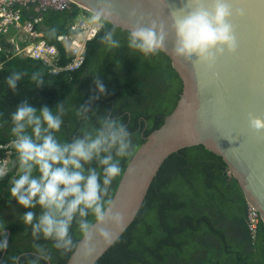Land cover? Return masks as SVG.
Instances as JSON below:
<instances>
[{
  "label": "trees",
  "instance_id": "1",
  "mask_svg": "<svg viewBox=\"0 0 264 264\" xmlns=\"http://www.w3.org/2000/svg\"><path fill=\"white\" fill-rule=\"evenodd\" d=\"M36 4L20 8L23 22L40 15L44 39L57 48L61 62L66 63L58 39L70 34L79 9L71 6L64 11L37 12ZM113 28L120 47L108 50L100 42V31L87 43L85 61L76 71L52 75L40 62L15 57L5 64L0 71V146L14 139L10 135L11 114L23 101L53 110L65 102L63 124L55 134L61 142L79 134L84 121L77 118L76 110L87 104L90 126L98 116L111 112L132 134L134 151L120 160L123 173L146 137L175 107L182 84L163 53L146 58L127 47L128 32L108 23L104 30ZM13 72L23 73L15 90L6 84ZM37 72L44 81L41 88L32 80ZM96 80L105 86L102 95L97 92ZM2 158L5 152L0 150ZM15 161L14 153L7 175L0 178V222L7 225L9 241L7 251L0 252V264H11L12 256L25 264L34 258V243L51 253V260L40 264H66L72 252L62 254L52 248L51 241H34L30 227L21 219L28 210L14 200L9 202L8 180ZM91 166L96 167L95 163ZM121 175L110 186L111 198ZM32 211L39 214L40 210ZM247 219L248 204L222 159L202 147L183 149L165 161L134 222L96 264H264V224L259 221L252 236ZM71 232L74 238L79 237L75 224Z\"/></svg>",
  "mask_w": 264,
  "mask_h": 264
},
{
  "label": "clouds",
  "instance_id": "2",
  "mask_svg": "<svg viewBox=\"0 0 264 264\" xmlns=\"http://www.w3.org/2000/svg\"><path fill=\"white\" fill-rule=\"evenodd\" d=\"M243 15V9H234L227 0H186L169 15L172 56L194 69L204 67L213 72L221 58L237 54L233 19ZM111 16L110 6L105 4L88 17L94 31L103 30L100 42L108 50L120 47V41L114 38L115 29L104 30ZM166 39L164 27L155 20L137 21L127 35V47L147 58L165 49ZM22 76L20 72L11 73L6 84L15 90ZM32 80L37 88L43 87L41 73H33ZM95 85L98 94L105 93L101 81L96 80ZM90 111L87 104L76 110L84 126L71 141L61 142L55 134L63 124L65 102L53 110L46 105L38 109L23 101L11 114L10 135L14 139L0 146L5 152V158L0 159V178L7 175L15 153L17 168H11L8 180L9 202L14 200L28 210L21 219L25 227H30L33 240L51 241L52 248L62 254L76 251L84 258L93 255L97 240L111 243L112 229L123 227V216L113 210L109 190L122 173L120 160L134 151L132 134L120 118L109 112L98 116L96 124L90 126ZM248 126L253 132L262 133L264 118L249 113ZM93 163L96 167L91 166ZM37 208L39 214L32 211ZM74 224L78 238L71 232ZM6 228L5 222H0V252L8 249ZM33 248L34 258L25 264L51 260L44 245L34 243ZM10 262L20 264V258L12 256Z\"/></svg>",
  "mask_w": 264,
  "mask_h": 264
},
{
  "label": "water",
  "instance_id": "3",
  "mask_svg": "<svg viewBox=\"0 0 264 264\" xmlns=\"http://www.w3.org/2000/svg\"><path fill=\"white\" fill-rule=\"evenodd\" d=\"M92 12L105 4L109 25L128 32L137 21L155 20L167 33L160 52L182 84L173 110L152 131L126 165L113 193V210L123 216V227L112 229L111 243L97 240L89 258L72 252L66 264H96L134 222L165 161L179 151L202 147L220 157L237 182L244 199L264 224V132L248 126L249 113L264 118V0H227L234 9L238 39L235 56L221 58L213 72L171 54L170 13L186 0H68Z\"/></svg>",
  "mask_w": 264,
  "mask_h": 264
},
{
  "label": "built area",
  "instance_id": "4",
  "mask_svg": "<svg viewBox=\"0 0 264 264\" xmlns=\"http://www.w3.org/2000/svg\"><path fill=\"white\" fill-rule=\"evenodd\" d=\"M30 2L37 3V12L48 9L63 11L71 6L79 9L70 25V34L58 39L64 47L66 63L61 62L57 48L44 39L39 28L40 15L28 22L21 21L19 10ZM90 13L68 0H0V71L14 57L40 62L52 75L78 70L85 61L87 43L99 33L88 24ZM247 220L249 231L254 236L259 218L249 206Z\"/></svg>",
  "mask_w": 264,
  "mask_h": 264
},
{
  "label": "bare ground",
  "instance_id": "5",
  "mask_svg": "<svg viewBox=\"0 0 264 264\" xmlns=\"http://www.w3.org/2000/svg\"><path fill=\"white\" fill-rule=\"evenodd\" d=\"M36 3V2H35ZM28 4H33V3H28ZM65 10V9H64ZM63 10V11H64ZM19 15H20V19H21V21L23 22V19H22V15H21V12H20V10H19ZM28 21H30V19H28V20H25L24 22H28Z\"/></svg>",
  "mask_w": 264,
  "mask_h": 264
},
{
  "label": "flooded vegetation",
  "instance_id": "6",
  "mask_svg": "<svg viewBox=\"0 0 264 264\" xmlns=\"http://www.w3.org/2000/svg\"><path fill=\"white\" fill-rule=\"evenodd\" d=\"M10 142H11V140H10V141H8V143H10ZM8 143H7V144H8ZM16 168H17V167L14 165V169H16ZM15 172H17V174H18V170H17V171H15ZM11 180H12V179H11ZM11 180H10V181H11Z\"/></svg>",
  "mask_w": 264,
  "mask_h": 264
}]
</instances>
